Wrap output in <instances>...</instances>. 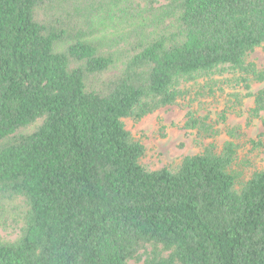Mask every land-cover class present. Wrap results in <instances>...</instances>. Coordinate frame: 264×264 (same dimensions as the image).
<instances>
[{
    "label": "trees",
    "instance_id": "1",
    "mask_svg": "<svg viewBox=\"0 0 264 264\" xmlns=\"http://www.w3.org/2000/svg\"><path fill=\"white\" fill-rule=\"evenodd\" d=\"M263 44L264 0H0V264H264V171L237 189L232 142L148 171L124 123L182 81L264 82Z\"/></svg>",
    "mask_w": 264,
    "mask_h": 264
},
{
    "label": "rangeland",
    "instance_id": "2",
    "mask_svg": "<svg viewBox=\"0 0 264 264\" xmlns=\"http://www.w3.org/2000/svg\"><path fill=\"white\" fill-rule=\"evenodd\" d=\"M246 62L264 71V44L249 54ZM177 89L181 97L176 104L161 108L141 121L124 120L126 129L146 148L140 162L146 170L175 172L185 157L202 154L208 148L221 154L225 144L232 142L237 146V156L230 172L236 177L237 189L255 172L264 171V112H253L255 96L264 90V82L222 70L195 81H182ZM190 115L205 119L212 133L186 129ZM0 236L4 240H16L20 229L0 228Z\"/></svg>",
    "mask_w": 264,
    "mask_h": 264
}]
</instances>
